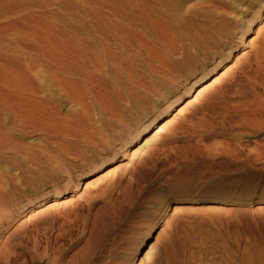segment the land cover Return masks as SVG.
Masks as SVG:
<instances>
[{
  "label": "rangeland",
  "instance_id": "rangeland-1",
  "mask_svg": "<svg viewBox=\"0 0 264 264\" xmlns=\"http://www.w3.org/2000/svg\"><path fill=\"white\" fill-rule=\"evenodd\" d=\"M261 5L264 0H224L216 15L196 21L204 25L198 35L163 23H146L148 34L131 27L127 36L145 65L155 67L157 81L164 79L145 78L151 93L131 105H144L145 113L164 107L209 61L233 51ZM89 9L136 10L134 0H0V101L10 100L9 88L22 87L27 59L56 38L67 39L68 27L85 21ZM12 101L23 109L19 98ZM169 119L166 131L143 133L152 140L133 156L134 148L128 151L112 178L86 186L111 165L106 163L58 204L49 200L23 211L38 190L51 189L57 165L30 168L27 155L13 166L21 184L0 199V264H53L50 255L58 264H264V200L256 202L264 198V14L242 49L175 103L161 123ZM31 123L41 125L37 110L23 121L31 132H13L24 152H40L31 146L44 136L47 152H69L60 157L71 166L76 160L73 171L83 168L77 163L81 152L118 147V138L96 146L90 128L71 116L49 119L47 134ZM22 166L31 171L20 172ZM148 241L157 247L141 262ZM43 249L45 258L39 256Z\"/></svg>",
  "mask_w": 264,
  "mask_h": 264
},
{
  "label": "bare ground",
  "instance_id": "bare-ground-1",
  "mask_svg": "<svg viewBox=\"0 0 264 264\" xmlns=\"http://www.w3.org/2000/svg\"><path fill=\"white\" fill-rule=\"evenodd\" d=\"M223 2L224 0H134L136 10L134 14L131 13L132 15L125 9H120L118 14H113L109 9L103 11L89 9L85 12V21L68 27L67 39L58 37L46 44L37 57L28 58L22 87L9 88L6 93L10 100L0 101V199L8 196L15 184H21L17 181L19 175L12 167L23 164L27 155L31 160L30 168L52 163L57 165L53 171H59L60 174L52 177L51 189L38 190L41 193L37 195V199L23 211L43 205L49 200L58 204L60 201L56 200L71 196L82 185V181L86 180L85 178L104 168L106 163L111 165L104 169L106 171L95 175L97 177L87 179L86 186H94L102 179L112 178L128 151L134 148L133 156L152 140V137L150 139L142 137L148 128H158L157 133L169 129L172 119L161 123L164 115L175 103L186 99L242 49L254 31V25L263 16L264 5L257 9L253 19L247 21L233 51H225L219 58L209 61L201 71L192 75L164 100L162 103L165 104L164 107L153 106L152 111L147 113L141 111L144 105L134 106L131 103L141 98L143 93L145 96L151 93L152 88L146 85L145 78L149 77L155 80V83H163L164 79L160 75L162 78L156 80L158 71L151 65V67L145 65L141 50H138L137 45L127 35L131 27L139 28L148 34L149 28L146 23L153 28L159 23L170 25L175 30L185 28L192 30L191 34L198 35V30L204 25L196 21L199 18H204L205 21L216 15ZM165 53L169 54V51ZM176 62L178 60L172 59L171 65L175 66ZM15 97L21 100L23 109L15 107V102L12 101ZM129 106L131 107L127 109ZM63 109L65 111L61 113ZM34 110H37L41 125L31 123L32 129L37 128L47 134L49 130L43 125L49 119L55 123L64 116H71L75 123L83 122L90 128L96 146L106 143L108 147L118 138V147L105 152H81L83 158L77 163L80 162L78 165L83 168L77 171H73V168L77 167L74 165L76 160L73 161V166L71 163L68 165L62 162L60 156L64 157L69 152H47L49 148L45 144L47 138L44 136L35 146H31L40 152H24L25 146L19 145L13 132L32 131L23 125V121H27ZM102 128L107 130L104 136L99 133ZM23 167H20V172L31 171L29 168L22 170ZM105 190L106 188L102 189L103 192ZM211 200L213 198L206 199L207 202ZM263 200L264 198H258L256 202ZM156 247V241H148L144 252L140 254V261L144 262L151 258ZM136 250L139 251V248ZM39 256L45 258L47 251L43 249ZM50 256L52 263L58 264L54 256Z\"/></svg>",
  "mask_w": 264,
  "mask_h": 264
}]
</instances>
